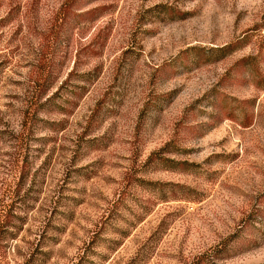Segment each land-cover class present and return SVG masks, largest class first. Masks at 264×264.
I'll return each instance as SVG.
<instances>
[{
    "label": "rangeland",
    "instance_id": "rangeland-1",
    "mask_svg": "<svg viewBox=\"0 0 264 264\" xmlns=\"http://www.w3.org/2000/svg\"><path fill=\"white\" fill-rule=\"evenodd\" d=\"M0 264H264V0H0Z\"/></svg>",
    "mask_w": 264,
    "mask_h": 264
}]
</instances>
